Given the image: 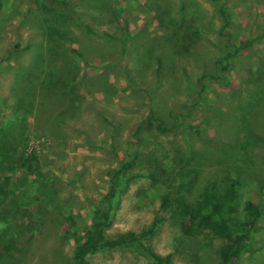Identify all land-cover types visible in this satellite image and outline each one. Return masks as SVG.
<instances>
[{
    "label": "rangeland",
    "instance_id": "obj_1",
    "mask_svg": "<svg viewBox=\"0 0 264 264\" xmlns=\"http://www.w3.org/2000/svg\"><path fill=\"white\" fill-rule=\"evenodd\" d=\"M0 131L39 172L1 177L0 264H70L64 224L80 236L124 162L106 237L155 218L154 253L224 264L227 239L183 236L161 199L235 181L232 223L246 202L261 215L233 264H264V0H0ZM85 260L151 264L131 248Z\"/></svg>",
    "mask_w": 264,
    "mask_h": 264
},
{
    "label": "trees",
    "instance_id": "obj_2",
    "mask_svg": "<svg viewBox=\"0 0 264 264\" xmlns=\"http://www.w3.org/2000/svg\"><path fill=\"white\" fill-rule=\"evenodd\" d=\"M224 24H226L225 18ZM126 41L125 36L121 40L122 47H125ZM243 47H231L230 52L226 53L220 62H226ZM12 146L6 132L0 131V180L4 173L13 169V166L24 168L38 178L39 172L25 164V161L22 160L18 165L14 162ZM129 167L130 163L124 162L118 169L111 171L106 192L92 211L90 221L81 230L79 237L71 232L70 225L73 224L70 221L64 224L62 228L64 235L71 236L75 240L70 264H87L85 260L87 255L116 248L135 249L139 255L149 259L151 264H172L169 256H160L143 243L145 238L154 234L158 219L153 218L150 225L138 233L123 232L112 238L105 235V231L111 225L118 203L117 196L121 189L118 180L119 174L128 170ZM137 176L134 174L130 177L137 178ZM161 202L172 206L174 217H182L179 230L183 236L193 237L211 232L220 239H227L229 248L224 264H233L238 255L247 249L250 235L256 229V220L261 215V207L258 204L246 202L242 206L243 214L240 223H232V218L236 214L240 202L235 181L231 182L227 191L219 197L213 191L205 190L203 200L192 204H186L176 194L163 197Z\"/></svg>",
    "mask_w": 264,
    "mask_h": 264
}]
</instances>
